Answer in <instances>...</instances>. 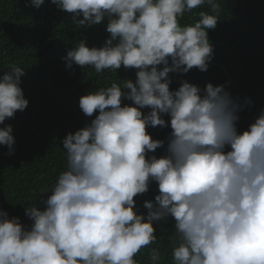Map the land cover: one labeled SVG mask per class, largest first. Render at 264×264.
I'll return each instance as SVG.
<instances>
[{
	"label": "clouds",
	"instance_id": "9594fccd",
	"mask_svg": "<svg viewBox=\"0 0 264 264\" xmlns=\"http://www.w3.org/2000/svg\"><path fill=\"white\" fill-rule=\"evenodd\" d=\"M51 3L84 27L108 21L104 45L89 48L80 40L63 57L67 68L74 63L101 74L123 66L137 69V78L80 97L82 112L98 115L63 139L67 169L50 191L41 189L51 192L43 210L25 209L30 229L0 211V264H138L134 257L157 241L153 222L168 216L176 222L172 264H264V110L241 133L238 113L250 100L241 105L225 85L169 87V73L208 70L214 57L208 30L220 20L218 0ZM204 5L210 11L181 24L185 13ZM24 75L13 65L0 76V124L28 107ZM122 99L132 105L122 106ZM165 114L172 129L166 154L149 157L164 141L146 129L168 127ZM12 132L11 125L0 127V145L9 154ZM150 181L158 183L156 205L145 201L147 215L137 214L134 197L146 193ZM148 256L159 264L158 249Z\"/></svg>",
	"mask_w": 264,
	"mask_h": 264
},
{
	"label": "trees",
	"instance_id": "16d2710c",
	"mask_svg": "<svg viewBox=\"0 0 264 264\" xmlns=\"http://www.w3.org/2000/svg\"><path fill=\"white\" fill-rule=\"evenodd\" d=\"M221 5L220 20L214 29L208 30L210 42L214 45V57L208 70L201 72L192 68L187 73H169L170 90H177L182 81L204 89L208 83L225 85L227 91L247 104L238 113L239 132L249 125L264 110V0H218ZM199 11H210L207 5L185 13L181 24L197 21ZM73 14L59 9L51 0H45L39 8L30 5V0H0V76L13 65L25 69L21 77V88L29 101L24 111H17L0 127L11 125L15 143L9 154L6 145H0V211L8 217H18L25 228L33 221L25 209L33 206L43 210L57 182L59 174L67 169L66 151L63 139L68 133H75L85 127L93 116H86L79 107L80 97L111 83L136 81L135 68L104 70L97 74L91 66L81 68L73 63L66 67L67 51L85 40L89 48L102 47L110 37L106 31L107 18L91 27H84L72 20ZM82 19V17H79ZM171 64V60H169ZM163 65L158 66L162 68ZM125 91H129L125 89ZM124 104L132 102L122 99ZM134 106V105H133ZM144 114L149 108L141 109ZM168 127H147L152 139L164 141V146L149 152L157 158L166 154L168 136L172 129L170 117ZM226 147L225 151H229ZM158 183L149 182L146 193L134 197V210L147 215L145 201L156 205L159 195ZM175 219L154 221L157 241L142 248L134 257L138 264H151L148 253L152 248L161 252L159 264H172L171 252L175 241Z\"/></svg>",
	"mask_w": 264,
	"mask_h": 264
}]
</instances>
